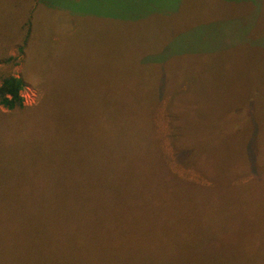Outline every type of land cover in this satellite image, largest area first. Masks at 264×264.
<instances>
[{"label":"rangeland","instance_id":"374dc122","mask_svg":"<svg viewBox=\"0 0 264 264\" xmlns=\"http://www.w3.org/2000/svg\"><path fill=\"white\" fill-rule=\"evenodd\" d=\"M164 47L174 54L164 64L145 59ZM5 75L29 83L22 109L0 106V194H81L72 205L99 264H125L126 252L113 244L124 248L131 239L142 245L132 253H159V241L135 238L133 231L131 239L115 235L103 249L89 229L126 222L119 209L128 199L117 172L104 167L85 176L68 168L69 158L82 159V126L100 143L127 141L122 128L139 116L136 127L144 141L156 140L170 173L217 196L201 200L202 227L185 226L196 242L169 229L180 244L176 252L193 254L187 264H234L238 257L242 264L248 257L264 263V0H0V79ZM42 101L48 103L38 112ZM236 117L247 121L243 136L232 123ZM73 136L79 141L63 156L59 143ZM204 140L223 159L211 163L215 183L196 167L199 152L210 153ZM90 192L91 203L82 196ZM43 196L32 214L38 222L44 205L70 221L64 196L50 205ZM210 205L218 212L213 218L205 211ZM223 213L230 214L228 224L221 223ZM27 218L25 227L35 222Z\"/></svg>","mask_w":264,"mask_h":264},{"label":"trees","instance_id":"16d2710c","mask_svg":"<svg viewBox=\"0 0 264 264\" xmlns=\"http://www.w3.org/2000/svg\"><path fill=\"white\" fill-rule=\"evenodd\" d=\"M30 25V21L25 25L27 28L23 46H26L30 39ZM23 46L19 48L20 53H23ZM173 56L171 47H164L153 49L145 59L150 64L160 66L170 58H173ZM26 81L27 79L24 76L5 75L2 77L0 79V106L8 111L22 109L24 106L22 90ZM27 83L29 82L27 81ZM47 103L48 101H42L38 112L42 111ZM245 108L247 109L246 113L252 116L254 108L247 102L245 103ZM127 120L130 123L122 128V130H125L126 135L129 136L127 141L117 139V141L107 140L104 143H100L95 140L98 137L91 133V127L84 128L82 126V159L76 161L69 158L70 167L68 168L76 172L81 171L82 175L85 176L93 175L95 174V169L98 172L99 168L104 167L105 170L111 168L110 172H117L119 184L124 189L128 199L127 206L119 209L120 214L124 215L125 225L117 221L116 224L89 229L90 233L92 236L99 238L102 248L105 250L109 247V241L113 242L115 235H118L117 240H124L128 237L131 239L130 232L132 231L135 233V238L152 239V242L159 241L161 243L159 253L148 252L146 254L132 253L135 249L142 248V245L140 246L141 242L137 239L134 240L135 242H131V239L127 243L131 244V247H127V244H122L124 246L122 248L118 243H114L113 246L117 245V248H121L120 250L126 252L125 264H187L193 254L185 255L176 252L180 244L171 237L169 229L173 228L175 233L178 234L186 233L190 241L196 242L197 240H194L185 231V226H188L189 229L202 227L203 221L198 218L202 216L201 203L202 201L206 203L207 200H212L217 196L210 195L213 189L210 193H207L208 188L184 182L170 173L163 160L159 157L160 153L156 140L144 141L143 131L136 127L139 116L131 117ZM232 123L235 125L236 133H240L243 136L247 130V121L245 124L244 121L240 120V117H236ZM103 128L108 133L109 125H104ZM240 128L242 129L240 130ZM69 135L71 136V133H68V137ZM197 137L201 139L198 134ZM78 141L73 136L72 139H65L64 142H60L59 145L64 148L63 156H67L70 147ZM120 141L124 143L120 144ZM135 141L139 142V144L137 145ZM205 142L210 149V153L203 154L199 152V158H196V161L198 163L202 162V164L201 168L196 167L205 172V175L209 176L211 181L215 183L210 173V166L212 162H220L223 159L214 155L211 141ZM56 155L62 157L60 153H56ZM177 156L180 157L179 154ZM182 162L190 164L187 160ZM78 164H80V167ZM252 183L253 180L247 184ZM40 191L43 192L40 193ZM92 192L82 194L84 198L89 195L87 200L90 203L94 202L91 198ZM56 194L59 200H55ZM41 195H44L43 197L47 199L49 205L55 201L62 200V196H64L65 206L73 213L70 216V221L59 209L50 213L48 211L49 208L44 205L43 217L38 222V218L32 216V214L35 213L34 209L41 204L39 201ZM32 196L40 197L36 199V197ZM77 196H81V194H59L52 190H14L1 193L0 264H99L100 255L87 251L83 223L76 215V207L72 205L73 199ZM103 198L105 201L104 195ZM205 211L209 218L215 217L218 213L217 209L211 205ZM28 214L31 216H28ZM14 215L17 220L13 219ZM229 215L228 213H223L222 224L225 223ZM26 217L35 219V222L26 225V227L23 226ZM77 219L79 222H77ZM180 223L183 224L175 227ZM226 223L228 224V221ZM118 225L117 231L116 227ZM38 235L42 236L39 241ZM143 247L150 249L151 244L145 243ZM188 252H191V248L188 249ZM238 261H241L239 257L237 258V263L234 264H242L241 262L238 263ZM252 262L250 257H248V262L244 264H264L259 260Z\"/></svg>","mask_w":264,"mask_h":264}]
</instances>
